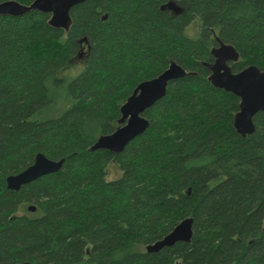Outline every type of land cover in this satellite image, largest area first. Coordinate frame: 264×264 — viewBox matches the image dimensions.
<instances>
[{
  "label": "trees",
  "instance_id": "obj_1",
  "mask_svg": "<svg viewBox=\"0 0 264 264\" xmlns=\"http://www.w3.org/2000/svg\"><path fill=\"white\" fill-rule=\"evenodd\" d=\"M168 1L182 13L162 10ZM70 16L64 31L48 13L0 15V264H264V112L240 136L239 98L204 64L220 41L239 54L233 72L264 71V0H87ZM82 49L70 105L35 119L47 81ZM171 62L188 74L142 113L145 131L119 153L91 150L137 85ZM39 152L60 169L8 189ZM110 162L120 175L107 180ZM189 217V242L146 251Z\"/></svg>",
  "mask_w": 264,
  "mask_h": 264
},
{
  "label": "water",
  "instance_id": "obj_2",
  "mask_svg": "<svg viewBox=\"0 0 264 264\" xmlns=\"http://www.w3.org/2000/svg\"><path fill=\"white\" fill-rule=\"evenodd\" d=\"M84 1L87 0H33L30 4H22L16 0H5L0 1V15L18 17L36 10L50 14L48 21L50 26L67 31L72 23L70 10ZM160 8L170 11L174 16L183 11L174 1L166 2ZM105 18L106 15L103 16V19ZM211 54L214 61L204 63L210 71L208 80L214 87L231 92L239 98V110L234 114L233 126L240 136L245 137L254 131V115L264 112V71L257 66L249 65L238 72H233L230 62L237 61L239 54L230 44L218 41L217 46L211 48ZM187 74L185 69L171 62L158 76L140 82L120 107L118 127L110 134L100 135L90 149L121 152L129 141L147 128L148 121L142 113L164 96L169 82ZM62 162L63 159L51 160L39 152L27 168L6 177V186L8 189L18 190L22 185L43 175L58 171ZM27 209L34 212L35 206L29 205ZM191 236L192 218L189 217L181 220L161 239L147 244L146 251L159 252L176 242H189ZM21 264L32 263L25 261Z\"/></svg>",
  "mask_w": 264,
  "mask_h": 264
},
{
  "label": "rangeland",
  "instance_id": "obj_3",
  "mask_svg": "<svg viewBox=\"0 0 264 264\" xmlns=\"http://www.w3.org/2000/svg\"><path fill=\"white\" fill-rule=\"evenodd\" d=\"M200 21L195 18L184 29V34L191 38H196L200 35ZM85 49H82L78 56L69 63L68 66L59 70L53 79L47 81V91L50 97V102L34 113V118L40 121H45L58 116L72 102V95L69 89V84L73 78L79 75L84 69ZM115 162H110L107 168V180L115 179L120 175V170L117 169Z\"/></svg>",
  "mask_w": 264,
  "mask_h": 264
}]
</instances>
